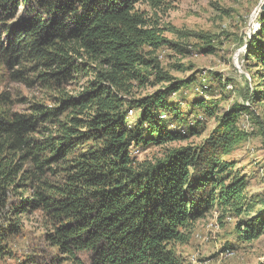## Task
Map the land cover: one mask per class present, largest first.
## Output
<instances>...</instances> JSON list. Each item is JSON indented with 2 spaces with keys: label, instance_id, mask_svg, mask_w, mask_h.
I'll list each match as a JSON object with an SVG mask.
<instances>
[{
  "label": "trees",
  "instance_id": "obj_1",
  "mask_svg": "<svg viewBox=\"0 0 264 264\" xmlns=\"http://www.w3.org/2000/svg\"><path fill=\"white\" fill-rule=\"evenodd\" d=\"M164 1L0 0V64L13 82L36 85L47 96L18 113L12 95L0 93V258L19 233V217L32 213L43 218L44 240L55 250L42 264H184L174 246L188 243L192 226L215 206L247 218L236 225L240 242L263 235L264 209L248 218L246 179L225 160L247 138L238 127L246 107L221 114L198 146L168 149L153 162L132 156L197 134L196 127L187 128V137L170 128V120L180 126L187 116L170 100L194 80L175 82L158 52H183L165 31L206 37L161 29L137 8L157 10ZM258 21L246 60L262 86L264 11ZM200 50L212 53L209 45ZM151 79L164 87L130 99L152 87ZM82 80L79 90H69ZM191 109L215 115L203 97Z\"/></svg>",
  "mask_w": 264,
  "mask_h": 264
},
{
  "label": "rangeland",
  "instance_id": "obj_2",
  "mask_svg": "<svg viewBox=\"0 0 264 264\" xmlns=\"http://www.w3.org/2000/svg\"><path fill=\"white\" fill-rule=\"evenodd\" d=\"M263 7L264 0H165L157 10L150 9L146 4L137 6L159 28L201 35L206 37V41L192 37L179 39L165 31L164 37L176 42L183 52L168 49L158 52L161 69L175 82L194 80L172 96L170 102L187 116H184V123L178 126L169 115L172 122L170 128L177 127L187 137V128L196 127L197 134L183 142L135 149L132 156L137 163L153 162L168 149L198 146L215 128L221 114L233 105L246 107L248 111L240 115L238 127L247 138L225 160L233 163L234 171L246 179L244 195L247 202L253 205L248 218L264 209V97L261 101H249L251 95L264 92V85L261 86L257 68L246 60L247 45L259 31L258 20ZM204 45L212 48L211 54L200 50ZM8 75L0 64V93L9 92L12 95L13 111L26 113L32 101L46 99L38 86L29 88L13 82ZM150 81L154 84L152 87L133 91L130 99L164 87L153 79ZM82 83L83 80L73 84L69 90H79ZM201 88H206L207 92H202ZM202 97L206 103L215 105L212 118L204 116L202 111L191 109V103ZM137 118L135 111L129 112L128 123L134 124ZM19 219V233L7 239L6 254L0 258V264H42L44 259L55 253L44 240L47 229L43 218L39 213H32ZM246 219L245 216L222 214L215 206L204 219L192 226L188 243L174 246L176 254L184 264H264V235L250 243H242L237 238L236 225ZM210 222L214 226L207 228ZM4 224V217H0V229L5 227ZM225 249L233 252V256L226 258Z\"/></svg>",
  "mask_w": 264,
  "mask_h": 264
},
{
  "label": "built area",
  "instance_id": "obj_3",
  "mask_svg": "<svg viewBox=\"0 0 264 264\" xmlns=\"http://www.w3.org/2000/svg\"><path fill=\"white\" fill-rule=\"evenodd\" d=\"M213 226H214V223L210 222V223H208L207 228H212ZM263 235H264V233H263ZM232 256H233V252H231L229 250H227L225 252V257L226 258H229V257H232Z\"/></svg>",
  "mask_w": 264,
  "mask_h": 264
},
{
  "label": "water",
  "instance_id": "obj_4",
  "mask_svg": "<svg viewBox=\"0 0 264 264\" xmlns=\"http://www.w3.org/2000/svg\"><path fill=\"white\" fill-rule=\"evenodd\" d=\"M263 9H264V7H263Z\"/></svg>",
  "mask_w": 264,
  "mask_h": 264
}]
</instances>
